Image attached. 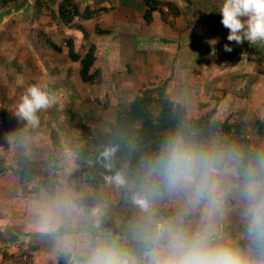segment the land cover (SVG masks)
I'll return each instance as SVG.
<instances>
[{
	"label": "rangeland",
	"instance_id": "rangeland-1",
	"mask_svg": "<svg viewBox=\"0 0 264 264\" xmlns=\"http://www.w3.org/2000/svg\"><path fill=\"white\" fill-rule=\"evenodd\" d=\"M35 1L17 0L14 4L8 3V10L0 19V31L5 32L0 36L2 39L0 58L5 59L7 56L8 59L14 58L9 62L10 64L8 62L0 64V157L9 163L12 153L18 146L24 148L32 158H43L49 148L47 129L57 126L60 142L64 148L62 171L54 196L41 195L39 199L21 197L15 178L10 173L0 175V264H34L37 258V262H41L44 257L55 253L57 261L59 258H65V264H79L80 260L77 262L75 257L85 256L81 248L87 246L91 239L88 233L91 227H98L100 224L105 227L112 218V221L116 220L118 223H111L110 227L116 228L118 224V230L121 229V232L125 233L123 237L127 236L135 240L132 229L139 223L142 214L131 203V192L128 189L117 188L110 184L101 188L100 205L92 209L88 215L82 213L81 202L89 195L90 188L80 182L81 177L73 165V155L67 149L69 141L76 134L72 127L73 122H69L68 113L74 114L75 121L86 123L92 130H98L97 128L104 121L112 119L114 109L118 106L116 103L103 109L107 105L104 87L107 88L108 100L117 101L118 99L116 89L112 87L115 81L112 80L113 77L106 78L104 75V83L107 81L105 84H92L85 92L77 79L76 66L68 62L66 55H63L64 64L68 62L70 65L64 67L63 74L60 69L63 68L60 60L53 63L51 61L41 63L43 60L40 52L49 54L51 50L46 46L39 28L43 25L44 18L40 20L37 17L50 16L43 14L39 16V13L33 16L35 14L32 5L34 6ZM38 1L44 5L43 8L48 5L54 11L58 0ZM87 1L92 7L100 9V12L92 16L96 18L86 24L85 28L88 41L99 46L100 51H105L103 58L99 57L101 62L98 59L96 64L99 69L101 67L104 69L102 74L106 72L112 76L113 73L124 70L134 73L135 61L132 60L137 58H134L135 55L139 54L138 57L142 58L144 55L152 54V57L148 59L149 65L138 63L141 70L132 74L130 81L133 83L129 87L130 90L135 92L146 81L157 84L162 79L168 78L166 92L169 98L181 104L188 116L196 117L204 113L214 107L215 99H217L213 117L229 118L232 122L243 121L246 123L249 137L255 138L253 122L264 118V75L256 73L257 58L264 56V46L256 45L255 50H249L251 43L245 41L238 49H233L229 59L223 51L216 49L219 45L229 43L226 39L228 30H222L224 27L220 23L221 16L218 13L222 0H191L189 1L191 6H186L184 0H173L178 3L176 5L181 11L178 19H175L176 30H171L162 23L157 12H152L151 21L148 24L142 22L140 15L132 16L128 19L130 25L127 28L128 25L123 24L126 21L117 20V16L125 17L124 13L118 12V9L114 12L108 10L110 7L113 8L116 2L107 0L106 4L109 7L106 8L98 7L99 2L75 0L80 10L84 7L89 8V5L85 4ZM132 1L130 0L127 4H131ZM29 16L37 19L28 22ZM100 16L110 17L109 21L115 25L118 24L119 27L108 26L109 22H101ZM73 21L78 23L81 20L75 18ZM48 26L45 28L44 25L42 26L47 31L45 33L47 38L65 50L64 40L72 36V33L66 30L69 27H66L64 32L62 30L60 32L61 25L56 26L50 23ZM137 37L141 38V42ZM217 38L218 42L214 46L210 45V41ZM82 39L75 43V49L79 55L87 50V42ZM138 45L147 49L146 53L143 49L137 50ZM28 47L32 51L28 53L29 58L24 54L28 51ZM213 47L215 55L211 54ZM239 53L245 54V57L252 61L253 66H250L249 62L243 68ZM26 57L28 60L23 63ZM157 58L161 60V63ZM104 59L106 64H103ZM234 59H238L236 63H233ZM13 62H20L23 65L19 64L15 71L10 67ZM238 69L242 70L237 72ZM254 79L263 81L260 82L261 85L257 87L256 92L247 90ZM32 84L47 88L56 99L52 107L37 113L38 123L35 125L14 114L15 104L27 86ZM195 85L198 87L197 93L194 92ZM116 86L125 88V85ZM66 93L68 96L65 95ZM85 96H88L87 102ZM93 97L98 100L90 101ZM199 104L205 107L199 108ZM258 104H260L259 108ZM88 106L89 110L86 111ZM95 110L98 114L105 113L102 123L96 114L89 115ZM256 140L264 147V134ZM239 187L240 185L229 177L226 184L227 195L223 216L219 223L223 231L234 240L241 239L242 248H244L247 240L244 221L241 218L243 205L239 196ZM118 199L120 203H117ZM58 202L61 204L69 202L70 206L53 208V205ZM179 207L180 198L176 196L165 195L157 203V211L164 217L173 215ZM121 214H123L122 221L119 220ZM239 224L244 225V231L238 230ZM67 229L71 233L62 236V232ZM105 230L107 231V228ZM73 242L79 245L76 249L80 254L71 253L75 250H73L74 245L70 246ZM34 245L38 247L30 250L29 248ZM35 250L44 252L39 254Z\"/></svg>",
	"mask_w": 264,
	"mask_h": 264
},
{
	"label": "clouds",
	"instance_id": "clouds-1",
	"mask_svg": "<svg viewBox=\"0 0 264 264\" xmlns=\"http://www.w3.org/2000/svg\"><path fill=\"white\" fill-rule=\"evenodd\" d=\"M218 13L228 30V42L264 43V0H222ZM210 42L214 46L218 38ZM223 50L233 49L225 44ZM211 54L215 55L214 47ZM55 102L47 88L32 84L15 104L14 114L35 125L37 113ZM101 156L111 171L113 150L106 149ZM235 159L231 153L197 144L178 130L144 161L138 183L123 171L106 175L108 184L131 192V203L142 214L132 229L141 250L133 252L110 236L97 237L88 242L82 264H264V177L260 176L264 159L245 174L239 187L247 245L241 248L219 223ZM165 195L180 198V207L168 217L157 211ZM62 206L70 203L58 202L53 208Z\"/></svg>",
	"mask_w": 264,
	"mask_h": 264
},
{
	"label": "trees",
	"instance_id": "trees-1",
	"mask_svg": "<svg viewBox=\"0 0 264 264\" xmlns=\"http://www.w3.org/2000/svg\"><path fill=\"white\" fill-rule=\"evenodd\" d=\"M16 2L17 0H0V9H5L8 3ZM140 2L144 7L141 18L146 24L150 23L152 12H157L162 23L169 29L176 30L175 19L181 11L173 0H140ZM55 5L54 11L46 5L44 14L53 17L59 25L78 29L82 35L85 34L83 28L73 20L77 18L85 21L100 11V9L90 10L88 7L80 10L75 0H58ZM41 7V2L36 0L35 10L39 12ZM42 38L50 50L60 51V47L44 34ZM72 43L70 38H66L63 46L67 58L79 64L77 73L80 81L88 84L98 83L99 70L89 72L95 59L94 46L90 45L83 55H78L74 52ZM226 44L234 50L240 46L235 42ZM224 45H219L216 49L223 51L229 59L233 50L230 53L225 52ZM19 64L23 65L13 62L12 67L17 70ZM257 65L256 73L264 75V56L257 58ZM167 83L168 78L162 79L157 84L144 82L127 102L114 109L112 119L104 121L97 128L98 130H92L86 123L75 121L74 114L68 113L69 122H73L72 127L76 134L69 141L67 149L73 155V165L81 177L80 182L90 188L89 195L81 202L83 214H90L92 209L100 205L101 188L108 184L104 179L106 175L123 171L130 181L138 183L143 173L144 161L156 155L163 141L178 130H182L201 146L225 154H233L236 159L234 165L230 164V167L235 169V174L229 177L238 185L249 170L257 168L258 160L264 159V147L256 140L264 134V118L253 122L255 138L251 139L245 122H232L229 118L213 117L217 99L214 107L204 113L196 117L188 116L181 104L169 98L166 92ZM195 87L194 92L197 93L198 87L196 85ZM203 107H205L203 104H199V108ZM47 138L49 148L43 158H32L24 148L18 146L12 153L9 163L0 157V175L10 173L19 187V195L23 198L39 199L41 195L53 197L56 192L64 152L57 126L47 129ZM106 149L113 150L111 171L104 167L105 161L101 156ZM260 176L264 177V170L260 171ZM88 231L91 240L95 239L96 235L107 236L103 233L105 227L102 225L91 227ZM126 241L125 247L133 252H140L141 245L137 241L129 238ZM237 243L241 246L240 242ZM29 249L34 250V247ZM65 261V258H59L56 264H65Z\"/></svg>",
	"mask_w": 264,
	"mask_h": 264
},
{
	"label": "crops",
	"instance_id": "crops-1",
	"mask_svg": "<svg viewBox=\"0 0 264 264\" xmlns=\"http://www.w3.org/2000/svg\"><path fill=\"white\" fill-rule=\"evenodd\" d=\"M106 1L107 0H91V2H99V5H98V7H101V6H104V7H106V8H108L107 7V4H106ZM111 1V0H110ZM114 2H116V4L115 5H113L112 7L113 8H108V10H111V12H114V11H116L117 9L119 10L118 12H121V13H124V15H125V17H123V16H117V20H119V22L120 21H126L125 23H123L124 25H128L127 26V28H129V20L128 19H130V18H132V16H138V15H140L141 16V14H142V12H143V10H144V7L141 5V3H140V1L139 0H133L132 1V3L131 4H127L130 0H122V2H121V0H113ZM185 1V0H184ZM189 1H191V0H187V1H185V5L186 6H191L190 5V2ZM94 3V4H95ZM105 3V4H104ZM85 4H87L86 6H88L89 5V2L87 1ZM134 4H135V6H134ZM176 4H178V3H176ZM43 6L44 5H42V7H41V11H36L35 10V8L33 9V11H34V14L35 15H33V16H37V14L39 13L40 15L39 16H41V14H43V15H46V14H44V8H43ZM178 6V5H177ZM32 7H34L33 5H32ZM49 9H51V7H49ZM89 9L90 10H94V9H97V8H95V7H92L91 5H89ZM99 9V8H98ZM8 9H7V7L5 8V9H3V10H1V13H0V19L1 18H3L4 17V13H6V11H7ZM4 11V12H3ZM32 11V12H33ZM48 11V10H47ZM100 12V11H99ZM31 14V13H30ZM33 14V13H32ZM28 17V22H30L31 20H33V19H35L36 17ZM37 18H40V20H42V18H44V20H43V25H44V28L45 27H49L48 25L50 24V23H53V24H55L56 26H58L59 25V23H57L56 21H54V19H53V17H37ZM36 18V19H37ZM96 17H91L90 19H88V20H85V21H79L78 22V24L83 28V31H84V35H82V33L78 30V29H74V28H72L73 30H71V28H68V29H66L68 32H70V33H72V36H74V37H72V36H69V37H67V38H70L71 40H72V45H73V50H74V52L75 53H77L78 54V52L76 51V49H75V43L80 39V38H83L82 40L83 41H85V42H87V49H88V47L90 46V45H92V46H94V62L92 63V66L90 67V70H89V72H91L92 70H95V69H97V70H99V72H100V78H99V82L98 83H103V84H105L107 81H105V83H104V81H103V78H104V75L106 76V78H111V77H113L114 79H112L113 81H115V82H113L112 83V87H115V89H116V92H117V97H118V99H117V101L114 99L113 101L111 100H108V98H107V88L106 87H104L106 90L105 91H103L104 92V98H105V103L107 104L106 106H104V108L103 109H105V108H107V107H109V106H111V105H115L116 103H117V105H121V104H123V103H125V102H127L130 98H131V96L140 88H138L135 92H133L132 90H130V88L129 87H131V85H132V81H130V79H132L131 78V76H132V74H135L136 73V71L137 70H141V68H139L138 67V63L139 64H141V65H144V64H146V65H149V58H150V56L152 55H150V56H143L142 58L141 57H138L139 56V54H138V56L137 55H135V57L134 58H136L135 60H132L134 63H133V71L135 70V72L134 73H131V72H129L128 70H122L123 72H120V71H117V73H113L112 74V76H111V74H107L106 72L105 73H103L102 74V71L104 70L102 67L99 69L98 68V65H96L97 64V62H98V59H99V61H100V58L99 57H101V58H103V55H104V50H99L98 49V47L96 46V45H94L92 42H89L88 41V35H87V30H86V28H85V25L86 24H88V23H90L93 19H95ZM109 18L110 17H102V16H100V18H99V20H101V22H109L107 25L108 26H115V27H119L118 26V24H113V23H111L110 21H109ZM141 18V17H140ZM35 19V20H36ZM178 19V18H177ZM141 20H142V22H143V19L141 18ZM41 23V22H40ZM57 23V24H56ZM43 25H40V30H41V34L43 35H45L46 36V34L45 33H47V31L42 27ZM119 25L120 26H122L121 25V23H119ZM65 28L66 27H64V26H60V32H61V30L64 32V30H65ZM222 30H227V29H222ZM221 30V31H222ZM74 31H76L77 33H75ZM108 31H111L110 29H108ZM5 32L4 31H0V36L2 35V34H4ZM110 34V33H109ZM78 35H80V37L78 36ZM47 37V36H46ZM138 39H139V37H137ZM137 39V40H138ZM2 39L0 38V41H1ZM51 40V39H50ZM136 40V42H138ZM52 41V40H51ZM139 42H141V38L139 39ZM54 43V42H53ZM247 43V42H246ZM118 44V43H117ZM256 45H262V46H264V43H251L250 44V49L249 50H255L254 49V47L256 46ZM58 46V45H57ZM101 46H104V45H102L101 44ZM241 46V45H240ZM261 46V47H262ZM60 47V46H59ZM138 47H139V45H138ZM136 49L138 50V49H143L144 50V52L146 53V50L147 49H144V48H142V47H139V48H137L136 47ZM28 51H25L24 52V54L25 55H27L28 56V58H29V55H28V53H31L32 51H31V48L30 47H28V49H27ZM20 51H22V50H20ZM116 51H117V49H116ZM118 52V51H117ZM154 52V51H153ZM44 53V54H43ZM43 53H41L40 52V55L42 56L41 58H42V60L43 61H41V63H45V62H48L49 63V61H51V63H53V62H56V61H61V63H62V66H63V68H60L62 71V74H63V70H64V67H66L67 65H70V64H73V65H75L76 67V72L78 71V68H79V64H78V62H71L68 58V62L70 63H65L64 64V56L63 55H66V49L64 50L63 48H60V51L59 52H56V51H49V54H47L46 52H43ZM85 53V52H84ZM43 54V55H42ZM79 55V54H78ZM83 55V54H82ZM148 55V54H147ZM40 57V56H39ZM66 57H67V55H66ZM152 57V56H151ZM239 57L240 58H242L241 59V64H242V67L244 68L245 67V64H249V62H250V66H253V64H252V61H250V59H248L247 57H245V55H242V54H240L239 53ZM27 58V57H26ZM28 58L27 59H25L24 61H23V63H26L27 61L26 60H28ZM45 58V59H44ZM14 58H9L8 59V56L5 58V59H2V58H0V63L1 64H3V63H9V62H11V60H13ZM157 60H158V62H160L161 63V60H159L158 58H157ZM238 60V59H237ZM237 60H235L234 59V61H233V63H236V61ZM101 62V61H100ZM20 63V62H19ZM50 63V64H51ZM10 64V63H9ZM103 64H106V62H105V59H104V62H103ZM94 65H95V67H94ZM59 66V65H58ZM104 68H106L104 65H102ZM151 66V65H150ZM235 66H238V65H235ZM10 67H12V63H11V66ZM143 68L144 67H146V66H142ZM13 68V67H12ZM149 68V67H148ZM14 69V68H13ZM184 69V68H183ZM15 70V69H14ZM239 70V69H238ZM242 69H240L239 71H237V72H240ZM16 71V70H15ZM118 76H120V77H118ZM134 76V75H133ZM62 77H63V75H62ZM77 79L80 81V79H79V76H78V73H77ZM256 79V78H255ZM254 79V81L253 82H251L250 83V81L248 82V83H250L249 85V87H248V89L247 90H255V92H256V89H257V87L259 86V85H261L260 84V82H263V81H259V79H257V80H255ZM103 81V82H102ZM81 82V81H80ZM93 84H96V83H93ZM81 85H82V89L86 92V91H88V89H89V86H92V84H88V83H82L81 82ZM116 85H125L124 87L125 88H123V89H121V88H119L118 86H116ZM141 86V85H140ZM250 87H251V89H250ZM110 89H112V88H110ZM132 91V92H131ZM73 94V93H72ZM71 94V95H72ZM66 96H68V93H66L65 94ZM86 97V99H85V101L88 99V96H85ZM93 100L94 101H97L98 99H96L95 97H93L90 101H92L93 102ZM261 101V100H260ZM259 101V102H260ZM87 102V101H86ZM262 102V101H261ZM90 105H91V103H90ZM93 106V105H92ZM257 107L259 108L260 107V104H258L257 105ZM87 110H89V106L86 108V111ZM92 114H96L97 115V117H99L100 118V120H102L100 123H102L103 122V118H105V113H97L96 112V110H95V112H93V113H90L89 115H92ZM100 115H102V116H100ZM239 190V189H238ZM121 194V193H120ZM120 194H119V199H120ZM117 200V203H120V200ZM122 215L123 214H121V216H119V220H121L122 221ZM241 216V215H240ZM134 217V216H133ZM242 218V217H241ZM121 221H119V222H121ZM116 222L118 223V221H112V218H111V220H109L108 221V223H106V226H105V228H107V231L105 230L104 231V233L105 234H107V236H110V237H112V238H114V239H117V240H119V242L122 244V245H124L125 246V244H126V239H128V237L126 236V237H123L124 235H125V233H122L121 232V229L120 230H118V228H117V226H119L118 224L116 225V228H113V227H110L111 225V223L112 224H116ZM101 225V224H100ZM121 225V224H120ZM244 226V225H243ZM243 226H241L240 224H239V227H238V230H242V231H244V227ZM223 228V227H222ZM224 229H226V228H224ZM117 230H118V233L121 235H119L118 236V233H117ZM70 232V230H64L63 232H62V236L63 235H68V233ZM71 233V232H70ZM69 233V234H70ZM114 234V235H113ZM130 239V238H129ZM89 241H91V239L89 240ZM236 242H240L241 243V248H242V246H243V243H242V241H241V239H236L235 240ZM74 245V246H73ZM70 246L72 247H74L73 248V250L74 251H72L71 253L72 254H75V253H79L80 254V252L76 249V248H79L78 246L79 245H75V243L73 242V243H71L70 244ZM32 247H34V249H36L38 246L37 245H34V246H32ZM86 248H87V246H82V248H81V250L82 251H84L85 253H86ZM72 250V249H71ZM36 251V250H35ZM36 252H39V254H42L44 251H42V250H38V251H36ZM50 252V251H49ZM54 252V251H53ZM46 253H48V252H46ZM50 254H52V253H50ZM56 253L55 254H52V255H48L49 257H44V259L40 262V261H38L37 262V259L35 260V263L34 264H56L57 263V260H56ZM85 257V256H84ZM84 257H80V256H76L75 258L77 259L76 261L78 262V260H80V262H78L79 264H81L82 263V261H83V259H84Z\"/></svg>",
	"mask_w": 264,
	"mask_h": 264
}]
</instances>
